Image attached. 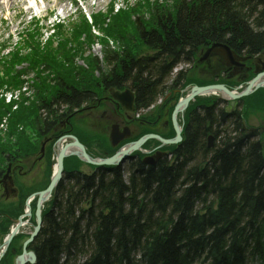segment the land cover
I'll list each match as a JSON object with an SVG mask.
<instances>
[{"label":"trees","instance_id":"16d2710c","mask_svg":"<svg viewBox=\"0 0 264 264\" xmlns=\"http://www.w3.org/2000/svg\"><path fill=\"white\" fill-rule=\"evenodd\" d=\"M144 5L149 8V19L137 15L132 19L122 11L114 17L115 24L108 25L122 51L107 48L101 40L104 70L95 59L86 68L77 67L76 44H61L63 51L56 52L58 55L52 50L32 51L36 55L32 56L33 66H44L36 73L33 102L27 107L20 104L11 114L0 102V120L10 115L8 139H15L12 145L0 142V176L12 157L13 145L21 147L20 151H35L30 148L31 133L50 132L92 101L91 90L130 86L136 108L146 109L166 90L172 92L187 84L186 72L179 73L168 87L165 81L176 64H193L199 49L211 43H224L251 56L264 51V0L178 1L172 7L164 2L155 8L145 1ZM94 22L104 24L99 16ZM84 23L88 31L90 26ZM26 33L23 47L30 49L31 41L40 48L33 37L37 31ZM75 33V40L87 36L79 29ZM88 34L91 41L90 31ZM132 42L155 55L137 57ZM18 52L7 62L11 68L25 61ZM95 72H100L99 78L94 77ZM28 126L31 130L27 132ZM203 130L195 135L186 129L183 159L171 167L164 163L141 168L137 174L129 173L127 183L112 173V179L101 177L99 186L94 178L84 177L81 184H61L55 212L45 216L30 246L35 264H246L251 259L264 264L261 148L209 150L203 148ZM18 246L10 247L0 264H12L14 254L20 252Z\"/></svg>","mask_w":264,"mask_h":264},{"label":"rangeland","instance_id":"374dc122","mask_svg":"<svg viewBox=\"0 0 264 264\" xmlns=\"http://www.w3.org/2000/svg\"><path fill=\"white\" fill-rule=\"evenodd\" d=\"M71 1V2H70ZM61 0V2H49V0H46L45 3L48 5L44 6V4L38 3V6L34 8V11H32L31 14H25L24 11L27 8L26 6H19L16 4L12 5L11 8V16L15 17L17 16V19L15 21H7L5 23L2 22L0 23V44L6 43V45L14 46L17 45V47H21V44L19 43V39L17 38L18 34H20L23 30V28H27L30 26L29 23L34 24L35 22L39 21L38 25V30L37 33L33 37L35 38V41H40L41 45L39 51L42 50H52V52L56 53L59 50L63 51L62 48L60 49L59 46H56L57 42L62 41L61 43L63 44L64 41L63 39L69 40L70 43L67 45L63 44V46L71 47L76 44V51H77V57L75 59V65L80 68H86L85 64L89 63L91 59H96L97 62L101 65V69L104 70V60H103V50H102V42L100 40H95L92 39L91 41L87 39H83V37H79L75 40V36L77 34L73 32V30L79 29L82 30L83 33H86L88 36V31L85 30V27L83 26L85 23L82 20V16H91V15H97L102 18V21H104V24H110L113 26L114 23V17H116V9L120 7H124V9L127 10V13L132 16L135 15H141V16H147L149 15V8L145 6V1H148L151 3L149 7L153 5V8L158 7L161 3L167 2V5L164 6H171L174 4V2H185L191 3L192 0H79L77 4H73L71 6L70 4L73 3L72 0ZM56 4V6H55ZM61 5L66 6L65 10L66 13H61L62 9L60 8ZM140 8V10H139ZM38 9V10H37ZM36 10V11H35ZM3 11V10H2ZM47 12V13H46ZM46 15V16H45ZM45 16V17H44ZM44 17V18H43ZM118 18V17H117ZM35 26V25H34ZM127 27V26H126ZM129 29V27H127ZM130 30V29H129ZM93 34H96L95 31H93ZM102 33V32H101ZM37 34H39L37 37H35ZM55 35V38L53 39V43L49 42L46 40L49 35ZM18 39V40H17ZM34 40V39H33ZM45 42L46 45L45 46ZM75 42V43H74ZM19 44V45H18ZM141 45L136 42V43H131V47L133 50V53L137 49L138 51H141ZM111 47L113 51L119 52L121 54L122 47L120 45H115L111 44ZM46 48V49H45ZM144 49V48H143ZM202 49V48H201ZM199 50V52L201 51ZM146 50H142L141 53H143ZM197 52V53H199ZM59 53V52H58ZM57 54V53H56ZM62 54V53H59ZM58 55V54H57ZM243 55L249 56L252 59L255 58V56L247 55L243 52ZM258 57V56H256ZM105 64V63H104ZM185 68V67H184ZM216 70V69H215ZM215 70L213 68H207L206 63L205 64H199L197 65L192 72V75H190L191 80L192 78H195L197 82H191L187 88V90L184 93V95L188 94L190 92L191 87L193 86L192 84H204L206 82L211 81L212 79L216 78L215 75ZM99 73L100 72H95L94 77L99 78ZM173 75V74H172ZM247 75V80L250 79V77L253 75L250 73H246ZM221 77V76H220ZM245 79V80H246ZM32 80V75L30 74L27 81V84H30ZM202 80V81H201ZM201 81V82H200ZM167 85H169L168 81ZM232 82H237V81H232ZM2 85V84H1ZM239 84H237L238 86ZM245 85H243V88ZM32 92H29V94H26V98L28 96H31ZM249 98V99H248ZM221 98L218 96H203V97H197L194 99L190 105L188 106L187 109L183 112V114H179L177 116V121L179 124H182L183 120L186 121L187 115L195 110L198 114L201 112V110H197L198 106L200 104H206L209 105L215 102L216 100H220ZM252 99L254 101V105H250L252 103ZM5 104L8 101L7 96L3 98ZM245 100V105L244 107V119L245 123L247 126L251 128H256L262 130V133L264 134V88L259 89L256 93L254 92L252 95L247 97ZM176 100L172 101L173 105ZM162 98L159 97L156 99V105H163ZM218 102V101H216ZM161 103V104H160ZM171 104V106H173ZM221 104L216 103L213 108L221 107ZM9 108V107H8ZM221 108V109H226ZM151 113L148 111L144 112V115H149L152 117V120L156 119V116L158 112L154 108H150ZM239 109V108H237ZM192 110V111H191ZM112 109L111 106L107 103L104 105L102 104L101 107L96 108V107H91L88 110H85L77 119V126L75 124V127L81 128L87 132L85 136L93 138V135H96L95 132H99V130L106 129L110 125L115 123V120L117 118L112 115ZM215 112V111H214ZM170 113H171V107H170ZM170 113L168 110L165 112H160L159 114L161 115L159 118V122L156 124V126L152 129L156 132H163L166 133L168 129H171V127H164V129L161 127L162 124L168 121ZM215 114V113H214ZM196 115V114H195ZM194 116V115H193ZM217 124V123H216ZM31 128L28 126L27 132L30 131ZM94 131V132H93ZM2 135H7L6 133H1ZM7 137V136H6ZM9 142V141H7ZM9 144V143H7ZM96 147H95V146ZM92 148L95 153H100V150L98 149V145L94 144ZM159 146V143L155 141H150L147 143V148L152 149L156 148ZM17 148H21L19 146H16ZM163 150H170L171 148H161ZM160 149V150H161ZM264 152V149H260V153ZM26 154H21L20 156L25 157ZM34 159L36 160V157L30 158V159H21V162L19 163L20 166L23 168L24 172H27L28 170L30 173H28L25 176H17L19 178L15 177V180L18 182L17 185L23 187V191L21 194L26 195L27 192L30 191L29 188L36 190L40 189L43 186V180L47 179L46 176V171H45V163H40L38 164L37 162L34 163V167L32 168V162H34ZM183 159V158H181ZM28 160V161H27ZM204 163H201V165H204ZM71 165H74L71 163ZM82 166V165H81ZM81 169L84 172H90V168L86 166H82ZM125 179V178H124ZM2 191L0 190V202L3 200L1 199ZM2 204V203H0ZM32 230L31 225L29 224L25 228L21 229V233L24 234H29ZM2 235H0V239H2ZM25 237V236H24ZM24 238H21L17 243L21 245L23 242ZM1 241V240H0ZM1 243V242H0ZM11 264V262H9Z\"/></svg>","mask_w":264,"mask_h":264},{"label":"water","instance_id":"95a60500","mask_svg":"<svg viewBox=\"0 0 264 264\" xmlns=\"http://www.w3.org/2000/svg\"><path fill=\"white\" fill-rule=\"evenodd\" d=\"M216 47H220L221 49H219V51L222 52L223 56H232V52L223 45H213L211 47V49H214ZM264 75V74H258L253 80H251L248 84L247 87L244 89V91H242L239 95H234L232 92L228 91L223 85H214V86H208V87H193L191 89L190 94L180 103L178 104L173 113H172V123L174 126V130H175V139L171 140V141H167V140H163L158 136H153V135H148V136H144L143 138L139 139L137 142H135L129 149V151L133 150V149H137L139 146H141L147 139L150 138H156L159 141H161L164 144H175L178 143L181 138H180V130L179 128L176 126L175 123V115L176 113L179 111V108H185L188 104V102L190 100H192L195 96L204 94L206 91L208 90H219L222 92H225L231 99H239L241 97H245L249 94H251L253 91L257 90L258 88H260L261 86L257 85L255 87H253V84H255V82H257V80H259V78ZM111 96L113 97V99L115 101H117L119 103V105L121 106L122 109L126 110V111H133V95L130 91L126 90L123 93H119V92H114L113 90H110ZM127 133V132H126ZM123 137L122 135H118L117 134V130H114L112 132L111 138H112V145H116L119 141V139ZM73 146H76L80 149L81 151V156L84 159V161L88 164L94 165V166H109V165H113L116 164L118 162H120L125 156H127L128 151H120L117 154H115L114 156H112L111 158L99 161V162H94L92 161L86 154L84 151V148H82L81 145H79V143L74 140V142L71 144ZM69 146H65L61 152L58 154V158H57V170L49 184V186L47 187V189L43 192H40L38 194V203L36 206V226L32 232V234L30 235V238L24 242L23 247H22V253L20 256L17 257L16 259V264H26V263H30L33 264L35 262V256L32 252H27L26 251V247L28 244H30L33 239L36 237V235L38 234L39 230H40V226H41V219H40V201H42V198L45 196H48L52 190V188L56 185V183L59 181V179L61 178V172H62V161L65 157V151ZM17 228L14 230V232L11 233L10 237L8 238L7 242L5 243V247L8 246L10 240L12 239V237L14 236V233H16Z\"/></svg>","mask_w":264,"mask_h":264},{"label":"flooded vegetation","instance_id":"af4514ba","mask_svg":"<svg viewBox=\"0 0 264 264\" xmlns=\"http://www.w3.org/2000/svg\"><path fill=\"white\" fill-rule=\"evenodd\" d=\"M241 55L242 53H237V57L240 59L239 61L243 62L246 65V67L245 68L241 67L240 71L227 67L224 64V61L219 57H217L216 54L210 55V57L207 59L206 67L213 68L214 70L216 69L215 70L216 73L225 76L227 81L232 82L243 79L246 76L248 70H251L253 72L255 68H261L262 66H264V54L259 55L258 57H255L253 59L249 56H245V55L241 56ZM232 118L234 119L233 131H231V129L228 128V124H229L228 122H230ZM148 124L151 125L152 123L149 122ZM205 125L207 126V128H205ZM161 126L167 127V124L164 123ZM204 128L206 129L207 134L208 132L212 131L211 119L209 117H206ZM213 128L215 127L213 126ZM213 134L215 135L216 132H213ZM230 134L237 136L238 141H240V137H245L246 139L248 138L254 141L252 142L253 143L252 146L254 145L255 147L257 146L259 148H264V134L262 133L261 128L259 130L256 128H250L249 126H247L245 122L241 121V107L239 103L235 104V106L233 107L230 106L226 108V111L223 112V114L221 115V125L218 129L217 135L221 136L222 138H228V135ZM227 146L228 145L224 141L220 146V148H227ZM203 148H207V145H204Z\"/></svg>","mask_w":264,"mask_h":264},{"label":"bare ground","instance_id":"6f19581e","mask_svg":"<svg viewBox=\"0 0 264 264\" xmlns=\"http://www.w3.org/2000/svg\"><path fill=\"white\" fill-rule=\"evenodd\" d=\"M13 3L16 4V5H25L27 3V0H6V6H8V7H10ZM55 6H56V4H55ZM65 7L66 6L61 5V7H60L62 9L61 13H66ZM31 13H32L31 8H27L26 11H25V14H31ZM166 85H167V83H166ZM257 85L264 86V77H260V79L257 80V82H255V84H253V87H255ZM206 95L219 96L220 98H223L225 100H229V97L227 96V94L224 93V92H221L219 90H208L202 96H206ZM59 150H60V148H58L57 151H59ZM72 153L77 154V155L79 154V152L76 149H74V148H69L67 150V152H66V154L68 156L72 155ZM3 250H4V248L1 247L0 248V252H2Z\"/></svg>","mask_w":264,"mask_h":264}]
</instances>
